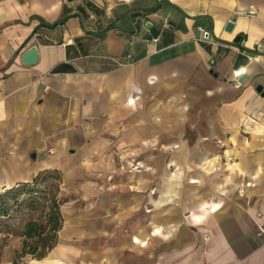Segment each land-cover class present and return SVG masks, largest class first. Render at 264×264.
I'll return each mask as SVG.
<instances>
[{
    "label": "crops",
    "instance_id": "0c3cea01",
    "mask_svg": "<svg viewBox=\"0 0 264 264\" xmlns=\"http://www.w3.org/2000/svg\"><path fill=\"white\" fill-rule=\"evenodd\" d=\"M47 169L18 264H264V0H0V191Z\"/></svg>",
    "mask_w": 264,
    "mask_h": 264
},
{
    "label": "trees",
    "instance_id": "16d2710c",
    "mask_svg": "<svg viewBox=\"0 0 264 264\" xmlns=\"http://www.w3.org/2000/svg\"><path fill=\"white\" fill-rule=\"evenodd\" d=\"M62 175L58 170L40 171L32 180L18 182L0 191V224L14 211H25L21 243L14 250L13 263L25 257L41 259L58 243L63 225L59 191Z\"/></svg>",
    "mask_w": 264,
    "mask_h": 264
},
{
    "label": "rangeland",
    "instance_id": "374dc122",
    "mask_svg": "<svg viewBox=\"0 0 264 264\" xmlns=\"http://www.w3.org/2000/svg\"><path fill=\"white\" fill-rule=\"evenodd\" d=\"M163 149H166V147H164ZM133 160L140 159L131 158L130 161ZM142 163L144 166L143 168H141L139 171H131L130 173H136L140 171L151 172L153 170L152 166L144 164L143 161ZM169 168L174 170L173 166H170ZM29 217L30 215L27 214L25 211H14L9 217L4 219V224H0V262L5 261L6 258L11 256L13 250L19 247L21 243L20 234L22 232L24 222Z\"/></svg>",
    "mask_w": 264,
    "mask_h": 264
},
{
    "label": "built area",
    "instance_id": "2783aa9c",
    "mask_svg": "<svg viewBox=\"0 0 264 264\" xmlns=\"http://www.w3.org/2000/svg\"><path fill=\"white\" fill-rule=\"evenodd\" d=\"M247 13L248 14H255L256 13V9L254 8V6L250 5L248 10H247ZM202 39L203 40H206L208 39V33L203 31L202 32ZM172 164L171 163H168V166H171ZM143 163L141 160H133V161H130L129 162V165H128V171L131 172V171H139L141 168H143ZM238 191L241 193L243 192V184H240L239 187H238Z\"/></svg>",
    "mask_w": 264,
    "mask_h": 264
},
{
    "label": "water",
    "instance_id": "95a60500",
    "mask_svg": "<svg viewBox=\"0 0 264 264\" xmlns=\"http://www.w3.org/2000/svg\"><path fill=\"white\" fill-rule=\"evenodd\" d=\"M232 23H228L227 27L228 29L231 27ZM38 59V52L36 47L29 48L22 57V62L26 65H32L34 64ZM258 91L262 90V86L257 87Z\"/></svg>",
    "mask_w": 264,
    "mask_h": 264
}]
</instances>
